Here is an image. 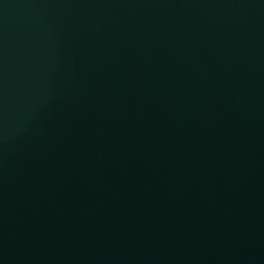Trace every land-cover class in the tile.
I'll return each instance as SVG.
<instances>
[{
	"label": "water",
	"instance_id": "water-1",
	"mask_svg": "<svg viewBox=\"0 0 264 264\" xmlns=\"http://www.w3.org/2000/svg\"><path fill=\"white\" fill-rule=\"evenodd\" d=\"M0 264H264V0H0Z\"/></svg>",
	"mask_w": 264,
	"mask_h": 264
}]
</instances>
